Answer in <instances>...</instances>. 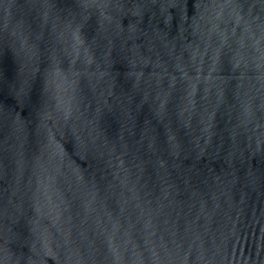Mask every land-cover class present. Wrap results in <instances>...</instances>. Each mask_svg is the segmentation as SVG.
<instances>
[{
    "label": "water",
    "instance_id": "95a60500",
    "mask_svg": "<svg viewBox=\"0 0 264 264\" xmlns=\"http://www.w3.org/2000/svg\"><path fill=\"white\" fill-rule=\"evenodd\" d=\"M0 264H264V0H0Z\"/></svg>",
    "mask_w": 264,
    "mask_h": 264
}]
</instances>
